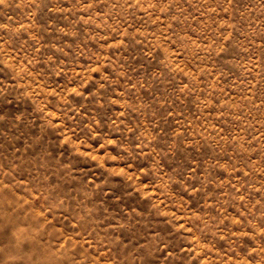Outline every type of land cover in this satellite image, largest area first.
<instances>
[{
    "label": "rangeland",
    "instance_id": "obj_1",
    "mask_svg": "<svg viewBox=\"0 0 264 264\" xmlns=\"http://www.w3.org/2000/svg\"><path fill=\"white\" fill-rule=\"evenodd\" d=\"M0 264H264V0H0Z\"/></svg>",
    "mask_w": 264,
    "mask_h": 264
}]
</instances>
